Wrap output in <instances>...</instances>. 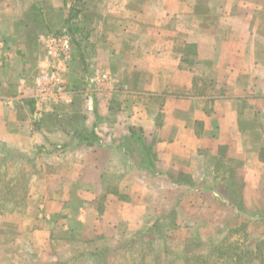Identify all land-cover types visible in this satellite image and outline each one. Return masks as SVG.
I'll use <instances>...</instances> for the list:
<instances>
[{
    "label": "crops",
    "instance_id": "obj_1",
    "mask_svg": "<svg viewBox=\"0 0 264 264\" xmlns=\"http://www.w3.org/2000/svg\"><path fill=\"white\" fill-rule=\"evenodd\" d=\"M63 29L121 86L81 99L79 129L28 92ZM5 188L0 264H156L165 222L180 253L264 223V0H0Z\"/></svg>",
    "mask_w": 264,
    "mask_h": 264
},
{
    "label": "rangeland",
    "instance_id": "obj_2",
    "mask_svg": "<svg viewBox=\"0 0 264 264\" xmlns=\"http://www.w3.org/2000/svg\"><path fill=\"white\" fill-rule=\"evenodd\" d=\"M90 73V68L86 66L84 60L82 61L80 59L79 52L76 54L75 49V61L70 75L72 87L74 89L86 88V79L90 76ZM81 99L83 102L85 101V99L79 95L77 98L79 101H77L73 107H55L57 113L63 115L61 122L70 128L81 127L85 121L84 116L80 112L82 104ZM58 122V119L55 116H52L47 120V125L52 127ZM2 171H4V169H2ZM215 184L222 187V179H217ZM240 185L241 181L237 180L235 190L238 192L240 191ZM3 191L4 194L0 196L2 199L1 205L3 207L5 205V208H7L9 203L13 201V196H11L9 189L5 188ZM23 194L24 193L18 197L20 200H17V197L15 196L16 202L21 201L22 199V203H24L22 197ZM171 229L172 226L168 222H165L164 225L159 228L161 241L158 243L159 248L156 247L155 249L158 252H155L160 258V262L156 259V264H191V262H187L188 259H194L200 256L204 257L205 264H264V223L258 224L252 229L248 228L246 224L240 227L230 228L229 231L227 228H224V232L227 233V236L221 243L201 247V244L196 240L195 242L188 244L181 253V249L178 251L175 250V248L179 246L168 244V241L166 240L168 237L167 232ZM217 230L222 232V229H219L218 227ZM146 251L151 257L152 251H148L147 247ZM184 252L185 256H183ZM151 259L147 261L146 264H153V260ZM194 262L195 261H193V263Z\"/></svg>",
    "mask_w": 264,
    "mask_h": 264
},
{
    "label": "built area",
    "instance_id": "obj_3",
    "mask_svg": "<svg viewBox=\"0 0 264 264\" xmlns=\"http://www.w3.org/2000/svg\"><path fill=\"white\" fill-rule=\"evenodd\" d=\"M39 44L42 55L38 73L28 90L39 119L53 107L72 104L79 95L89 104L93 95L108 96L120 90L117 76L100 69L86 79V88L72 87L70 75L75 61V42L68 29L41 35Z\"/></svg>",
    "mask_w": 264,
    "mask_h": 264
},
{
    "label": "trees",
    "instance_id": "obj_4",
    "mask_svg": "<svg viewBox=\"0 0 264 264\" xmlns=\"http://www.w3.org/2000/svg\"><path fill=\"white\" fill-rule=\"evenodd\" d=\"M68 132H69V134L71 135V136H77L76 134L78 133V131H73V132H71V131H69L68 130ZM96 137H95V134H94V132H92L91 133V137L90 138H88V140H91V139H95ZM234 198H235V200H237V201H240V196L239 195H234ZM193 261H195L194 263H193ZM187 262H191V264H205V262H204V257L203 256H200V257H196V258H192V259H188V261Z\"/></svg>",
    "mask_w": 264,
    "mask_h": 264
}]
</instances>
